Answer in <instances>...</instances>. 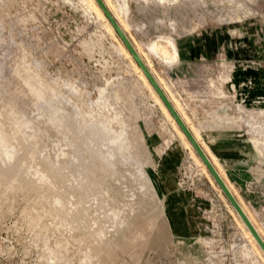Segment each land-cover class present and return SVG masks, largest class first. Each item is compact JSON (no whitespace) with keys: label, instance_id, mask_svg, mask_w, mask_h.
<instances>
[{"label":"rangeland","instance_id":"1","mask_svg":"<svg viewBox=\"0 0 264 264\" xmlns=\"http://www.w3.org/2000/svg\"><path fill=\"white\" fill-rule=\"evenodd\" d=\"M108 1L171 97L162 45L192 56L174 80L232 101L264 191V0ZM126 51L90 0H0V264H264ZM149 135L184 143L186 225L155 189ZM234 190L264 236V202Z\"/></svg>","mask_w":264,"mask_h":264},{"label":"crops","instance_id":"2","mask_svg":"<svg viewBox=\"0 0 264 264\" xmlns=\"http://www.w3.org/2000/svg\"><path fill=\"white\" fill-rule=\"evenodd\" d=\"M176 51L173 55L165 45L153 51L165 58L167 63L169 62L166 65L169 68L170 76L167 85L174 96L171 97L168 89L162 83V79L158 80L157 77L156 79L264 239L261 227L253 213L234 190L235 188L245 202L252 207L264 202V191L259 180L260 177L258 178L256 174V162L260 154L256 145L258 139L256 136L253 139L243 131L237 120L235 107L229 98L216 93H200L192 88L193 82L185 73L183 77H178L177 80L173 79L171 71L179 76L178 70L188 71L187 67L191 68L190 58L192 56L189 55V51L182 53L177 58ZM147 86L149 87L148 84ZM147 146L150 157L154 161L151 177L155 189L166 201V205L171 211L170 225L175 228L186 225L185 214L174 212L176 209L187 207L184 201L179 200L178 193L182 191V188H179L175 179L177 166L185 153L184 143L179 138L149 135Z\"/></svg>","mask_w":264,"mask_h":264},{"label":"water","instance_id":"3","mask_svg":"<svg viewBox=\"0 0 264 264\" xmlns=\"http://www.w3.org/2000/svg\"><path fill=\"white\" fill-rule=\"evenodd\" d=\"M97 1L100 4L103 11L105 12L106 16L109 18V20L112 23L115 30L117 31V33L121 37L124 44L127 46L129 51L131 52V54L134 57V59L136 60V62L139 64V66L141 67L143 72L146 74L147 78L152 83L153 87L155 88V90L157 91L159 96L161 97L162 101L165 103V105L167 106V108L169 109V111L171 112V114L173 115L175 120L177 121L180 128L183 130V132L188 137V139L190 140L191 144L193 145V147L195 148L197 153L200 155L202 160L207 165L208 169L210 170V172L214 176L217 183L222 188L223 192L225 193V195L229 199L230 203L234 206V208L236 209L238 214L241 216V218L245 222L246 226L249 228L252 235L255 237L256 241L258 242L259 246L261 247V249L264 253V239L259 234V232L255 228V226L253 225L251 220L248 218L247 214L245 213V211L241 207L236 196L230 190V188L228 187V185L226 184L224 179L221 177L217 168L215 167V165L213 164V162L211 161V159L209 158V156L207 155V153L205 152V150L203 149V147L201 146V144L199 143V141L197 140V138L195 137V135L193 134V132L191 131V129L189 128L187 123L185 122V120L183 119V117L181 116V114L175 108L174 104L172 103V101L168 97L167 93L162 88L160 83L157 81L155 75L151 72L150 68L148 67L146 62L143 60L141 55L138 53L137 49L135 48V46L131 42L130 38L125 33V31L123 30L121 25L118 23V21L116 20L114 15L111 13V11L109 10V8L105 4V2L103 0H97Z\"/></svg>","mask_w":264,"mask_h":264},{"label":"bare ground","instance_id":"4","mask_svg":"<svg viewBox=\"0 0 264 264\" xmlns=\"http://www.w3.org/2000/svg\"><path fill=\"white\" fill-rule=\"evenodd\" d=\"M105 2V4L107 5V7L109 8V10L112 12L111 9V5L110 2L108 0H103ZM90 3L92 4V7L95 9V11L101 15L102 17L105 18L106 23L108 24V26L110 27L111 30H114L115 32V28L113 27L112 23L110 22L109 18L106 16L105 12L103 11V9L101 8L100 4L98 3L97 0H90ZM114 17L116 18V20L118 21V23L121 25V27L123 28V30L125 31L124 25L122 24V22L117 18V16H115V14H113ZM123 43V48L125 49V51L127 53H129V57H131L133 59V61L135 62L136 67H139V72L141 74V76L143 77V79L148 83V85L151 87V89L153 90V92L156 94L157 98L160 100L165 112L167 113L168 116L172 117L171 119H173L175 125H177L179 131L181 132L182 135H184V137L186 138L188 144L192 147L193 151L195 152V148L193 147V145L191 144L190 140L188 139V137L185 135V133L183 132V130L180 128V126L178 125L177 121L175 120V118L173 117V115L171 114V112L169 111V109L167 108V106L165 105V103L162 101L161 97L159 96V94L157 93V91L155 90V88L153 87L152 83L149 81V79L147 78L146 74L143 72V70L141 69V67L139 66V64L136 62V60L134 59V57L132 56L131 52L129 51V49L127 48V46ZM136 48V47H135ZM138 51V50H137ZM139 53V52H138ZM195 154L197 155L196 157L199 159V161L201 162L202 166L205 168V170L209 173V175L211 176V178L213 180H215L214 176L212 175V173L210 172V170L208 169L207 165L205 164V162L202 160V158L200 157V155L197 153V151L195 152ZM212 161V160H211ZM214 164V163H213ZM219 172V171H218ZM220 173V172H219ZM221 175V174H220ZM222 177V176H221ZM223 178V177H222ZM216 181V180H215ZM217 182V181H216ZM219 185V184H218ZM220 187V185H219ZM229 187V186H228ZM221 188V187H220ZM222 190V188H221ZM223 191V190H222ZM225 194V193H224ZM227 197V196H226ZM229 200V199H228ZM233 206V205H232ZM242 207V206H241ZM234 208V206H233ZM235 210V216L237 218V220L239 221L240 225L243 227L245 233L247 234L250 242L252 243V245L257 249V251L260 253V255L262 256V258L264 259V253L261 249V247L259 246L258 242L256 241L255 237L252 235V233L250 232L249 228L246 226L245 222L243 221V219L241 218V216L238 214V212ZM244 210V209H243ZM246 213V212H245ZM247 214V213H246ZM248 216V215H247ZM249 218V217H248ZM250 219V218H249ZM252 222V221H251ZM254 225V224H253ZM256 228V227H255ZM260 234V233H259Z\"/></svg>","mask_w":264,"mask_h":264}]
</instances>
